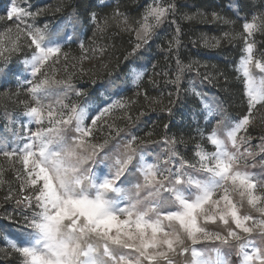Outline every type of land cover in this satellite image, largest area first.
I'll list each match as a JSON object with an SVG mask.
<instances>
[{"label":"snow or ice","instance_id":"1","mask_svg":"<svg viewBox=\"0 0 264 264\" xmlns=\"http://www.w3.org/2000/svg\"><path fill=\"white\" fill-rule=\"evenodd\" d=\"M44 11L32 12L13 3L7 18L15 19V27L0 32V59L7 61L23 46L32 49L23 61L31 76L25 81L31 103L23 113L28 125L15 145L0 141V156L12 162L15 179L20 181L17 203L35 209L25 217L27 234L11 244L23 264H176V257L188 255L191 259L185 264H231L225 248L238 257L239 264H264V246L253 238L255 234L264 241V176L248 171L247 160L254 153L246 147L252 140L247 133L253 111L264 106V51L257 49L255 39L257 34L264 35V12L249 19L240 15L237 6L234 12L236 20L242 21L241 31L234 30L236 20L212 12L208 22L233 26V30L200 40L210 48L220 47L222 41L242 42L235 71L244 87L248 114L230 126L217 120L211 131L198 126L199 142L194 143L191 158L179 150L188 143L183 136H164L158 141L131 136L122 151L112 157L105 154L94 167H85L104 148V144L92 143L98 121L113 109L124 110L128 105L115 101L85 126V108L65 102L71 78L57 79L54 69L46 71L59 63L62 41L70 37L27 23ZM197 16L208 20V14L202 12L179 13L176 0H151L139 18L117 8L104 25L114 20L121 31L134 34L129 56L148 44L162 25H174L165 51L175 55L176 68L166 83L175 87L179 97L185 72L198 64L180 59V21L190 22ZM90 19L97 30H103L96 13H91ZM80 47L87 53L83 43ZM99 51L102 54L104 49ZM63 56L67 61L68 54ZM86 59L89 57L82 55L78 63ZM143 75L133 76L137 88ZM188 91L199 101L206 125L214 116H222L223 109L209 104L194 85ZM144 98L150 104L160 103L146 93ZM162 110L171 114V108ZM124 118L133 119L131 115ZM120 131L117 129V134ZM259 139L264 153V135ZM149 144L158 146L159 151L155 147L146 151ZM17 163L18 170L14 168ZM5 183L0 168V186ZM11 198L9 189L5 199Z\"/></svg>","mask_w":264,"mask_h":264},{"label":"rangeland","instance_id":"2","mask_svg":"<svg viewBox=\"0 0 264 264\" xmlns=\"http://www.w3.org/2000/svg\"><path fill=\"white\" fill-rule=\"evenodd\" d=\"M150 2L151 0H0V32L15 27V19L7 18V12L14 3L32 12L45 9L34 20L28 19L27 23L40 28L47 26L50 33H58L61 37L67 34L70 37L62 41L59 63L47 67L46 71L52 73L54 69L57 79L71 78L72 87L67 90L65 102L85 108V126L91 125V120L115 101L128 105L124 110L113 109L98 121L92 143L104 144V148L89 160L85 167H94V162L105 154L112 157L122 151L123 144L131 136L145 141H158L164 136H183L188 143L180 146L179 150L191 158L193 145L199 142L196 135L198 126L201 130L211 131L217 120L223 119L224 124L230 126L248 114L244 87L237 79L235 71L241 56L242 42L229 44L222 41L220 47L210 48L202 46L200 40L202 36L220 37L224 31L233 30V26L208 22L212 12H219L236 20L234 9L238 6L240 15L251 19L252 14L264 12V0H176L181 14H208V20L197 16L190 22L180 21L183 32L182 46L179 49L180 59L185 64H198L193 63L192 70L185 72L179 97L175 87L166 83L176 68L175 55H169L165 51L167 42L174 33V25H162L157 30V35L132 56L128 54L135 43L134 34L121 31L114 20L109 19L108 24L104 25V21L110 18L117 8L129 17L139 18L145 5ZM91 13H96L97 21L103 30H97L96 24L90 19ZM241 25L242 21L236 20L234 30L241 31ZM255 39L258 42L257 49L264 51V35L257 34ZM81 43L88 49L87 53L82 52ZM93 48L97 49L95 53L91 51ZM100 48L104 49L102 54ZM31 53L32 49L23 46L21 51L12 54L7 61L0 59V141L9 146L19 142L18 138L25 133L24 126L28 125L23 113L31 103L26 91L28 85L25 83L31 76L23 61L29 58ZM63 53L68 54L67 61L64 60ZM85 54L89 59L84 60L82 64L78 63V59ZM18 72L19 76L16 75ZM139 72L144 75L137 88L132 79ZM166 72L169 76L164 75ZM259 75L257 72L258 77ZM191 85H194L213 107L222 108V116H214L206 125L199 111V101L188 91ZM138 91L142 93L139 96L136 94ZM76 92H82L83 95L77 96ZM145 93L150 99H157L160 103L150 104L144 98ZM169 93L172 95L169 96ZM165 108H171V114L162 110ZM141 112L144 115H140ZM126 115L133 117L131 122L124 118ZM252 115L254 119L247 133L252 140L246 147H250L254 155L247 160L248 171L264 176V153H261L259 147V138L264 135V123L261 122L264 106L258 105ZM107 125L113 127L109 128ZM165 125L168 127L165 128ZM29 126L35 130L34 124ZM117 129L121 130L119 134ZM154 147L159 151L158 146L151 144L146 151L151 152ZM0 168H3L6 180V183L0 186V264H23L22 257L11 249V244L27 234L25 217H30L35 209L17 203L21 198L20 181L15 179L12 162L0 156ZM14 168L18 170L20 165L17 163ZM9 189L13 198L5 199ZM253 238L257 244L264 246V241L258 236L254 234ZM223 251L228 255L231 264H239V259L233 252L226 248ZM188 259H191L190 255L175 258L176 264H185Z\"/></svg>","mask_w":264,"mask_h":264}]
</instances>
